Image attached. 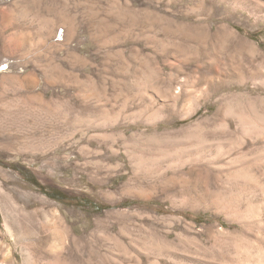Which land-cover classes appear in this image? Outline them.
Here are the masks:
<instances>
[{
	"label": "rangeland",
	"instance_id": "obj_1",
	"mask_svg": "<svg viewBox=\"0 0 264 264\" xmlns=\"http://www.w3.org/2000/svg\"><path fill=\"white\" fill-rule=\"evenodd\" d=\"M244 178L264 0H0V264H244Z\"/></svg>",
	"mask_w": 264,
	"mask_h": 264
},
{
	"label": "bare ground",
	"instance_id": "obj_2",
	"mask_svg": "<svg viewBox=\"0 0 264 264\" xmlns=\"http://www.w3.org/2000/svg\"><path fill=\"white\" fill-rule=\"evenodd\" d=\"M245 177V176H244ZM247 179V178H246ZM241 180V179H240ZM245 180V178H244ZM243 180V181H244ZM245 184L251 183L253 180L247 179L245 180ZM252 186L259 188L262 196H263V201L258 210V213L260 215V221L263 223L264 222V184L257 182V181H253L252 182ZM250 185V184H249ZM240 186V185H239ZM251 186V185H250ZM249 187V186H248ZM244 188V186L242 187ZM217 209V208H216ZM220 210V209H219ZM218 212V211H217ZM220 212V211H219ZM226 212V211H225ZM238 212V211H237ZM228 213V212H227ZM257 213V212H256ZM255 213V214H256ZM224 214V213H223ZM239 214V213H238ZM236 216V215H235ZM228 217V216H227ZM251 215H249L248 220L251 219L250 218ZM255 218V217H254ZM258 218V217H257ZM231 220V219H230ZM238 220V219H237ZM253 220V219H252ZM229 221V220H228ZM239 222V221H238ZM248 222V221H247ZM237 223V222H236ZM250 223V222H249ZM253 224V223H252ZM234 225V224H233ZM239 225V224H238ZM256 225V224H255ZM261 225V224H260ZM218 228V227H217ZM253 229L251 228L248 224H241L240 225V229L237 233H239L241 236H247L250 234V230ZM264 230V229H263ZM219 236H229L232 235L231 233H226L225 229L220 227L218 229H216V231L214 232ZM262 233V231L260 232ZM234 234V232H233ZM253 236V235H251ZM255 237V235H254ZM256 239L254 240L255 242H250L248 243L245 247H241V252L240 255H242L245 258L244 264H264V233L263 235H258L255 237ZM243 245V244H242ZM240 246V245H239ZM239 249V248H238ZM237 249V250H238ZM237 253V252H236ZM239 254V253H238ZM240 255H238V257L240 258ZM241 257V258H243ZM240 258V259H241ZM244 260V259H243ZM242 261V260H241ZM243 264V263H242Z\"/></svg>",
	"mask_w": 264,
	"mask_h": 264
},
{
	"label": "trees",
	"instance_id": "obj_3",
	"mask_svg": "<svg viewBox=\"0 0 264 264\" xmlns=\"http://www.w3.org/2000/svg\"><path fill=\"white\" fill-rule=\"evenodd\" d=\"M42 188V187H41ZM43 190V189H42ZM47 195L50 197V198H52V199H55V200H60L59 198H57V197H55V196H53L52 194H48L47 193Z\"/></svg>",
	"mask_w": 264,
	"mask_h": 264
}]
</instances>
